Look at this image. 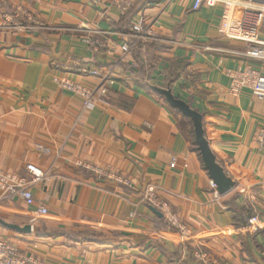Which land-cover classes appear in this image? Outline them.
<instances>
[{"label": "crops", "instance_id": "1", "mask_svg": "<svg viewBox=\"0 0 264 264\" xmlns=\"http://www.w3.org/2000/svg\"><path fill=\"white\" fill-rule=\"evenodd\" d=\"M138 3L123 24L125 12L108 0H0V171L31 179L33 163L46 174L31 185L32 205L0 189V237L47 264H197L194 246L214 264H264V98L229 91V71L251 63L264 72V62L219 32L221 1L205 0L198 10L187 0ZM140 14L146 37L134 36ZM82 24L100 38L98 51L83 41ZM130 39L160 48L138 61L122 48ZM58 61L97 68L115 82L85 107L55 81ZM175 74L174 95L202 114L211 148L235 181L219 199L188 118L148 87L170 88ZM150 184L191 228L188 245L143 200ZM250 212L263 220L255 235L240 224Z\"/></svg>", "mask_w": 264, "mask_h": 264}, {"label": "built area", "instance_id": "2", "mask_svg": "<svg viewBox=\"0 0 264 264\" xmlns=\"http://www.w3.org/2000/svg\"><path fill=\"white\" fill-rule=\"evenodd\" d=\"M116 5L123 13L133 6V0H108ZM191 3L194 10H198L205 0H187ZM224 5L223 14L221 15L219 32L230 39L240 40L249 45L244 52L245 56L252 59L264 60V0H218ZM96 4L101 0H94ZM240 7L239 15L235 14V8ZM8 26L7 23H4ZM82 31L87 32L83 41L94 51H98L103 46L99 37H94L95 31L89 24H82ZM134 36L146 37L148 29L144 15L136 17L134 25ZM146 33V36H145ZM129 42H124L122 48L129 52L131 48ZM56 69L60 75L55 81L65 90L78 96L85 107H92L97 94H105L110 86L115 82V78L110 73H102L97 68L88 65H73L58 61ZM74 73L82 76H96L99 78V84L95 87L87 86L77 81ZM230 83L229 91L233 95L239 94L244 89H249L259 99L264 98V72L249 63L244 68L229 71ZM258 146L264 149V128L258 133ZM174 166V162L171 164ZM27 171L32 178L12 172L0 171V189L4 195L21 197L27 205L35 202L31 185L34 182L43 180L45 172L33 163H28ZM108 177L115 181L131 186L132 182L115 173H108ZM210 187L214 191L216 199L220 198L217 185L213 180L210 181ZM143 200L158 209L165 216L170 229L177 230L181 243L185 245L192 235L191 228L184 223L179 215L173 210L171 204L162 198L158 193L155 185H148L143 194ZM40 214H47L48 209L45 206L39 208ZM263 227V220L260 215L255 214L249 218L248 224L244 229L249 233H258ZM192 257L197 264H214L208 253L200 246H194L191 251ZM0 264H47L45 261L34 257L31 254L21 251L16 244L6 238L0 237Z\"/></svg>", "mask_w": 264, "mask_h": 264}, {"label": "water", "instance_id": "3", "mask_svg": "<svg viewBox=\"0 0 264 264\" xmlns=\"http://www.w3.org/2000/svg\"><path fill=\"white\" fill-rule=\"evenodd\" d=\"M153 89L162 94L166 98L170 106L177 108L184 115L191 118L194 126L195 141L198 150L200 152L206 170L208 171L211 179L217 185L218 192L220 194H226L233 190V188L235 187V181L231 176L227 174L225 168L218 162L216 155L211 148V145L205 134L202 114L194 109L187 101L175 96L171 88L154 86ZM152 209L160 216L163 215L155 207H152ZM22 230L25 232H30L31 226L27 225Z\"/></svg>", "mask_w": 264, "mask_h": 264}, {"label": "trees", "instance_id": "4", "mask_svg": "<svg viewBox=\"0 0 264 264\" xmlns=\"http://www.w3.org/2000/svg\"><path fill=\"white\" fill-rule=\"evenodd\" d=\"M133 3H134V0H133ZM134 5V4H133ZM143 4L141 3H138L136 6H132L130 7L125 13H124V19L122 20V23L123 24H126L128 21H130L132 18L134 19L135 15L138 13V11L141 9L140 7L142 6ZM129 43L132 45L131 46V52L133 53L134 57L140 61V57L141 55H146L148 57H152L154 51L158 48H160V46L158 44H155V43H148V42H142V41H136V42H133V39H130L129 40ZM134 43V44H133ZM125 68H127L128 66L127 65H124L122 64ZM142 67H143V64H140V70L138 71L137 73V76H140L141 78L143 77L142 75ZM176 80V74L174 76H171L170 78H168V82H167V86L168 87H172V84L175 82ZM149 88L153 89V86L151 85H148ZM159 93V92H158ZM161 95V94H160ZM163 98L164 96L161 95ZM189 104L191 105V103L189 102ZM174 108V107H172ZM176 109L177 111H179L177 108H174ZM180 112V111H179ZM188 118L189 122L186 123L185 125L187 126L186 129H188L191 137H192V141L194 143V146L197 147L196 145V141H195V132H194V126H193V122L191 120L190 117H187ZM197 149V148H196ZM149 205V204H148ZM152 207V205H149ZM155 212V211H154ZM156 213V212H155ZM254 214L252 212H250L245 218L243 216V219H242V222L240 224L242 225H247L248 224V221H249V218L251 216H253ZM156 216H158V218H161V219H164L165 220V225L168 226V222L165 218V216L162 215V217H160V215L158 213H156ZM261 230V229H260ZM251 234V233H250ZM249 234V235H250ZM256 233L254 234H251V235H255ZM188 245V243H186Z\"/></svg>", "mask_w": 264, "mask_h": 264}, {"label": "rangeland", "instance_id": "5", "mask_svg": "<svg viewBox=\"0 0 264 264\" xmlns=\"http://www.w3.org/2000/svg\"><path fill=\"white\" fill-rule=\"evenodd\" d=\"M255 60H257V59H255ZM259 62H264V60H258ZM258 68V67H257ZM262 69V68H261ZM117 182V181H116ZM119 183V182H118ZM122 184V183H121ZM159 193V192H158ZM161 196V195H160ZM163 198V197H162ZM246 226V225H245ZM249 233V232H248ZM251 234H254V233H251ZM17 246V245H16ZM18 247V246H17ZM19 248V247H18ZM20 249V248H19ZM21 250V249H20ZM21 251H23V250H21ZM23 252H25V251H23ZM26 253V252H25Z\"/></svg>", "mask_w": 264, "mask_h": 264}]
</instances>
